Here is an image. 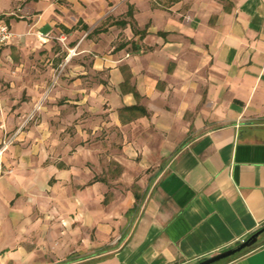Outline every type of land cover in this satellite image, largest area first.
<instances>
[{
	"label": "crops",
	"instance_id": "1",
	"mask_svg": "<svg viewBox=\"0 0 264 264\" xmlns=\"http://www.w3.org/2000/svg\"><path fill=\"white\" fill-rule=\"evenodd\" d=\"M18 2L0 0L15 33L58 34L98 75L80 96L108 104L114 158L158 168L105 210L22 204L0 180V264H191L264 225V0ZM220 264H264V233Z\"/></svg>",
	"mask_w": 264,
	"mask_h": 264
},
{
	"label": "rangeland",
	"instance_id": "2",
	"mask_svg": "<svg viewBox=\"0 0 264 264\" xmlns=\"http://www.w3.org/2000/svg\"><path fill=\"white\" fill-rule=\"evenodd\" d=\"M18 1L14 10L21 16L30 0ZM72 46L58 34L30 28L0 52V180L17 175L22 204L74 203L78 197L87 208L120 207L131 192H142L158 165L114 158L121 149L114 134L101 128L112 120L108 104L99 106L89 95L80 96L98 75L78 65ZM60 168L76 177L61 185L52 177L48 183ZM38 211L41 220L44 213ZM59 222L68 227L71 219Z\"/></svg>",
	"mask_w": 264,
	"mask_h": 264
},
{
	"label": "water",
	"instance_id": "3",
	"mask_svg": "<svg viewBox=\"0 0 264 264\" xmlns=\"http://www.w3.org/2000/svg\"><path fill=\"white\" fill-rule=\"evenodd\" d=\"M263 233H264V225L260 227L259 229H257L256 231H254L252 234H250L247 238L237 243L236 245H233L225 250H222L206 258L195 261L191 264H217L218 262H221L222 260L232 257L252 247L254 244H256V242L258 241V238Z\"/></svg>",
	"mask_w": 264,
	"mask_h": 264
},
{
	"label": "built area",
	"instance_id": "4",
	"mask_svg": "<svg viewBox=\"0 0 264 264\" xmlns=\"http://www.w3.org/2000/svg\"><path fill=\"white\" fill-rule=\"evenodd\" d=\"M45 35L48 36V34ZM16 37L18 34L12 30L6 21L0 19V46L11 43Z\"/></svg>",
	"mask_w": 264,
	"mask_h": 264
},
{
	"label": "trees",
	"instance_id": "5",
	"mask_svg": "<svg viewBox=\"0 0 264 264\" xmlns=\"http://www.w3.org/2000/svg\"><path fill=\"white\" fill-rule=\"evenodd\" d=\"M126 109H129L128 107H125ZM249 249H251V247L250 248H248V249H246V250H249ZM222 261H224V260H222ZM221 261V262H222ZM217 264H220V262H218Z\"/></svg>",
	"mask_w": 264,
	"mask_h": 264
}]
</instances>
